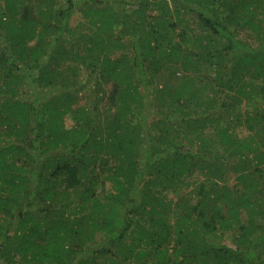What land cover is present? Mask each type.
<instances>
[{"label": "trees", "instance_id": "1", "mask_svg": "<svg viewBox=\"0 0 264 264\" xmlns=\"http://www.w3.org/2000/svg\"><path fill=\"white\" fill-rule=\"evenodd\" d=\"M170 1L0 0V264H264V0Z\"/></svg>", "mask_w": 264, "mask_h": 264}, {"label": "rangeland", "instance_id": "2", "mask_svg": "<svg viewBox=\"0 0 264 264\" xmlns=\"http://www.w3.org/2000/svg\"><path fill=\"white\" fill-rule=\"evenodd\" d=\"M96 1H102V3H99L100 4V7H110V8H113V10L115 12H118V13H121L124 11H127V14H130L132 13V11H134L136 5H135V2L137 0H131L133 2L131 3H124V0H121V1H118L116 2L115 0H96ZM153 1V0H152ZM92 2V1H90ZM152 6V14L155 16H158L159 13H166L167 12V9H173V7L171 6V1L170 0H156V4H151ZM87 7V4L86 2H84L82 5H81V8H85ZM171 11V10H169ZM72 18L69 20L70 21V28L72 30H74L75 32H78V31H82V30H88V28L92 25H90L91 23H89L88 19H85L83 17V14L80 10H76L73 12ZM184 19L185 21L187 22H190V18H189V15L187 16H184ZM87 27V28H86ZM91 28V27H90ZM89 28V29H90ZM93 29H95V26H92ZM180 29V28H179ZM179 29H177V31L179 32ZM175 40H177V36L174 37ZM80 51H83V48H80ZM81 66V73H82V76H83V83H82V86L77 90V93H74V95L76 96V101L72 104V107L77 109V110H81V108L83 107H88L90 110L91 108L93 107H96L98 106L99 104L101 103H104L105 100H103V102H101V99H102V94L100 92H95V87H96V77L98 76L99 74V70L98 69H94V68H90L89 71L92 72L93 76H88V68L86 66H82L81 63H78L77 66ZM56 68L57 67H60V65L57 64V66H55ZM249 77L247 76L246 78L244 79H248ZM197 81V80H196ZM253 83V86H250V87H255V85H258L260 83L259 80H255V81H252ZM234 85V83H233ZM104 88H108V87H104ZM150 93L154 94V88H151L150 90ZM231 93H235L234 91H229ZM228 92V93H229ZM259 93V92H257ZM262 97V93L260 94H251V95H248V96H239L240 98V102H238V104L236 105L235 107V112L240 114L241 115V119L243 120L244 123H240L237 125V129L239 132H241L243 135H247L249 134L251 131L247 128V125L245 123V117L247 115H251L253 114L255 111L258 110V107H260V104L261 105H264V102H263V98ZM231 99V97H229ZM229 99V100H230ZM103 105V104H101ZM99 109H103L102 106L99 107ZM264 109V107L262 108ZM263 111V110H262ZM173 115L175 116L176 120H178V112L177 113H173ZM229 116V115H227ZM230 117V116H229ZM163 118V115H160V114H157L156 113V116L154 118L151 119V122H156L157 120L159 119H162ZM64 120H65V123H66V126L68 127L69 125L73 124V119H72V115L71 114H67L64 116ZM225 124H227V120H223L221 122V125L224 126ZM230 127L234 126L235 125V122L231 120V117H230ZM220 123L219 124H214V125H206V133L211 136V137H214L215 139L216 138V133L218 131V127H219ZM236 127V126H235ZM229 159L228 160H233V158L231 157H228ZM234 182V178L231 176L230 177V184H232ZM101 186V185H100ZM100 186H98L96 192H98V194L102 195L103 193V189L100 188ZM81 190H84V189H81ZM170 198H177L176 195L173 193L169 194ZM232 237H225L223 242L224 243H227L229 244L230 246H232ZM257 253H260V254H263V257H264V246H262Z\"/></svg>", "mask_w": 264, "mask_h": 264}]
</instances>
